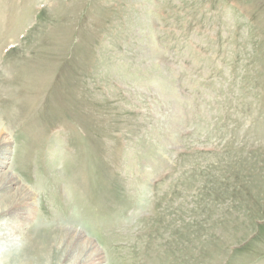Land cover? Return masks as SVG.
<instances>
[{
  "label": "rangeland",
  "instance_id": "374dc122",
  "mask_svg": "<svg viewBox=\"0 0 264 264\" xmlns=\"http://www.w3.org/2000/svg\"><path fill=\"white\" fill-rule=\"evenodd\" d=\"M6 137L0 264H264V0H0Z\"/></svg>",
  "mask_w": 264,
  "mask_h": 264
},
{
  "label": "bare ground",
  "instance_id": "6f19581e",
  "mask_svg": "<svg viewBox=\"0 0 264 264\" xmlns=\"http://www.w3.org/2000/svg\"><path fill=\"white\" fill-rule=\"evenodd\" d=\"M4 139H7L8 141L6 140V142H3L0 145V167L4 166L8 162V160L10 159L11 151H12L11 140L7 137L2 138L0 140H4ZM9 174L11 175V172ZM20 194L21 196L23 195L21 192ZM6 228H8V226L5 222L0 223V243L1 244H4V243L6 244L8 242H11V240L13 239V236L8 232ZM71 231L72 230L66 228V233L67 232L69 233ZM78 239L71 238L70 244L72 247L69 248V251L67 253L63 254V256L61 257V261H59L58 264H99L97 263L98 261L96 262V259L94 257L95 252H91L92 250L90 248V244H89L90 242L89 243L81 242ZM24 258H26V256ZM23 264H26V263H23Z\"/></svg>",
  "mask_w": 264,
  "mask_h": 264
}]
</instances>
